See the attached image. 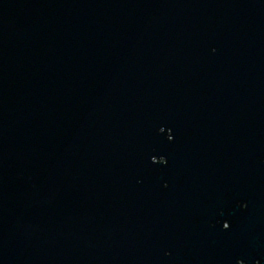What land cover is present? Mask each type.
Listing matches in <instances>:
<instances>
[{"label":"water","instance_id":"water-1","mask_svg":"<svg viewBox=\"0 0 264 264\" xmlns=\"http://www.w3.org/2000/svg\"><path fill=\"white\" fill-rule=\"evenodd\" d=\"M0 264H264V0H0Z\"/></svg>","mask_w":264,"mask_h":264},{"label":"flooded vegetation","instance_id":"flooded-vegetation-1","mask_svg":"<svg viewBox=\"0 0 264 264\" xmlns=\"http://www.w3.org/2000/svg\"><path fill=\"white\" fill-rule=\"evenodd\" d=\"M224 227H225V228L229 227L228 222L225 223Z\"/></svg>","mask_w":264,"mask_h":264}]
</instances>
